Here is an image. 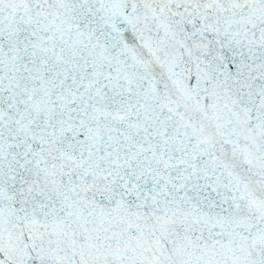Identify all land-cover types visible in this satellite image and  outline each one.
<instances>
[{
  "label": "snow or ice",
  "instance_id": "1",
  "mask_svg": "<svg viewBox=\"0 0 264 264\" xmlns=\"http://www.w3.org/2000/svg\"><path fill=\"white\" fill-rule=\"evenodd\" d=\"M0 264H264V0H0Z\"/></svg>",
  "mask_w": 264,
  "mask_h": 264
}]
</instances>
